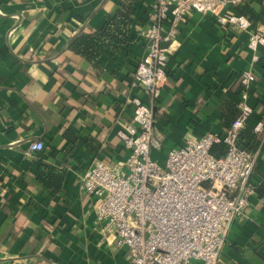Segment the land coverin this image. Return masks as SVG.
Wrapping results in <instances>:
<instances>
[{
  "label": "crops",
  "instance_id": "obj_1",
  "mask_svg": "<svg viewBox=\"0 0 264 264\" xmlns=\"http://www.w3.org/2000/svg\"><path fill=\"white\" fill-rule=\"evenodd\" d=\"M124 1L134 7L129 30L135 36L154 0H0V264H129L116 235L95 222L81 179L96 159L116 164L126 157L116 131L131 120L128 97L147 101L131 83L143 47L131 39L115 71L114 62L96 68L69 47L76 33L100 28ZM221 14L248 24L192 12L179 27L152 107L161 140L152 155L163 162L186 132L226 128L241 101V74L252 67L245 128L255 136L244 142L259 147L252 174L258 188L264 132L251 125L264 124V50L258 47L254 63L248 42L257 25L264 28V0H242ZM34 139L44 142L43 151L27 150ZM43 173L54 174L59 188L43 186ZM246 214L230 226L217 264H264V190L255 189Z\"/></svg>",
  "mask_w": 264,
  "mask_h": 264
},
{
  "label": "built area",
  "instance_id": "obj_2",
  "mask_svg": "<svg viewBox=\"0 0 264 264\" xmlns=\"http://www.w3.org/2000/svg\"><path fill=\"white\" fill-rule=\"evenodd\" d=\"M242 0H154L149 20L135 35L143 54L135 64L131 83L138 95L127 98L131 120L122 122L116 134L127 151L122 162L96 159L84 172L82 185L93 199L95 222L124 246L129 264H217L232 224L247 218L246 209L255 194L252 174L259 147L238 145L241 129L249 125L252 109L248 92L253 68L241 74L240 112L229 127L201 135L186 132L180 144L170 148L163 162L152 155L161 140L154 135L153 106L167 77L166 62L177 50L179 27L192 12L211 14L222 24L245 28L247 21L221 10ZM264 50V28L257 25L248 47L252 62ZM255 133L264 124L251 125ZM226 145L222 156L211 149ZM45 149L40 139L27 150Z\"/></svg>",
  "mask_w": 264,
  "mask_h": 264
},
{
  "label": "trees",
  "instance_id": "obj_3",
  "mask_svg": "<svg viewBox=\"0 0 264 264\" xmlns=\"http://www.w3.org/2000/svg\"><path fill=\"white\" fill-rule=\"evenodd\" d=\"M134 7L132 2L124 1L116 9L115 14L110 16L100 28L92 31L81 30L75 34L70 42V49L81 55L84 59L91 62L94 67L100 66V61L114 62L113 71L122 66L125 60L128 43L135 38L134 33L129 30L131 24L130 15L133 13ZM130 31V32H129ZM240 108L237 107L233 111L230 118L232 120L239 114ZM231 122L226 126L229 127ZM255 134L247 128L241 129L238 135V145L243 148L251 149L246 144L247 141L253 140ZM246 141V142H244ZM226 145L223 142L216 143L212 146L211 151L222 156L225 153ZM41 184L50 189H58L57 178L54 174H44L39 178ZM262 186V187H261ZM260 187H256V191L263 192L264 183Z\"/></svg>",
  "mask_w": 264,
  "mask_h": 264
}]
</instances>
